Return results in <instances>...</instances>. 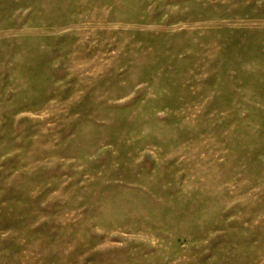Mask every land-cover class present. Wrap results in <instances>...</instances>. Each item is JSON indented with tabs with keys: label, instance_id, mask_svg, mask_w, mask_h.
I'll list each match as a JSON object with an SVG mask.
<instances>
[{
	"label": "rangeland",
	"instance_id": "rangeland-1",
	"mask_svg": "<svg viewBox=\"0 0 264 264\" xmlns=\"http://www.w3.org/2000/svg\"><path fill=\"white\" fill-rule=\"evenodd\" d=\"M0 264H264V0H0Z\"/></svg>",
	"mask_w": 264,
	"mask_h": 264
}]
</instances>
